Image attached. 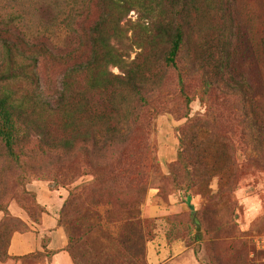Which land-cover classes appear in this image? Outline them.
I'll return each instance as SVG.
<instances>
[{"label": "rangeland", "instance_id": "rangeland-1", "mask_svg": "<svg viewBox=\"0 0 264 264\" xmlns=\"http://www.w3.org/2000/svg\"><path fill=\"white\" fill-rule=\"evenodd\" d=\"M74 1L0 0V29L11 22V31L20 36L23 32L30 44L47 41L58 46L55 53H67L76 41L71 40V32L78 28L73 20L77 10ZM153 1L165 8L169 0ZM263 8L264 0H241L234 13L236 23L252 21V26L258 27ZM128 20L137 22L138 15L132 12ZM141 22L128 34L125 53L129 61L141 52L137 42L148 41L160 19ZM209 27L218 28L219 22ZM251 29H246L242 42L244 56L252 51L257 56L259 39ZM3 52L0 45V65ZM258 55L264 59L262 48ZM193 66L198 69V65ZM110 71L120 74L114 67ZM259 71L264 83V67L259 66ZM49 73L50 78L39 68L36 94L42 105L55 106L64 71ZM187 74L184 79L192 100L190 107L180 97L178 71H166L161 87L150 93L152 98L138 111L139 120L128 144L109 152L105 159H96L106 169L100 183L91 169L92 157L80 152L63 161L60 155L29 159L25 166H14L6 179H0V264L8 262L10 239L18 230L12 222L19 220L14 207L33 205L29 187L36 182H45L58 192L67 204L68 215H73L66 214L63 219L77 237L84 238L70 250L79 264H87V259L97 263L100 251L105 257L101 262L109 258L112 264H147V244L143 249L140 242L137 252L132 243L133 236L150 239L153 224L142 215L154 190L188 199L184 221H176L181 229L177 237L194 251L200 264H264L255 249V239L264 235V131L249 138L245 114H239L236 99L227 96L225 87L214 89L204 103L199 76L192 70ZM38 147L36 141L30 145L31 149ZM106 182L114 191H100L96 204L94 197H89L98 184ZM103 194L107 198L99 200ZM82 196L84 203L77 202ZM193 213L200 231L193 223ZM63 227L69 238L67 227Z\"/></svg>", "mask_w": 264, "mask_h": 264}, {"label": "trees", "instance_id": "trees-1", "mask_svg": "<svg viewBox=\"0 0 264 264\" xmlns=\"http://www.w3.org/2000/svg\"><path fill=\"white\" fill-rule=\"evenodd\" d=\"M240 1L169 0L164 8L153 0H75L73 20L78 22V28L70 34L71 40L76 41L64 54L55 53L58 46L47 41L30 44L23 32L22 36L17 35L9 28L11 22L6 24V28L0 29L4 50L0 65V179H6L14 166H25L29 159L60 155L63 161L80 152L92 157L91 169L100 183L106 169L96 159H105L109 152L128 144L139 120L138 111L148 104L150 93L161 87L164 74L170 69L179 73L180 97L186 107H190L192 100L184 75L192 70L202 82V102H208L214 89L225 87L227 96L236 99L239 114H245L248 137L264 131V83L259 71V66L264 67V59L260 60L258 55V49L262 48L264 53V8L257 20L258 27H253L252 21L236 23L234 13ZM132 12L138 15L137 22L128 20ZM154 19H160L158 27L148 41L137 42L141 52L129 61L125 53L129 48L128 34L137 30L141 21ZM218 22V28L209 27ZM248 27L259 39L257 56L253 51L243 55L242 42ZM193 65H198V69ZM110 67L117 68L120 74L112 73ZM39 68L49 78L50 71H64L62 92L55 106L39 102ZM34 141L39 146L35 150L30 148ZM100 191L110 193L114 188L107 182L98 184L89 197H94L96 204ZM158 195L165 199L169 196L162 195L161 190ZM106 198L104 195L99 200ZM82 199L83 196L77 197L76 201L84 203ZM66 205L59 212V224L70 233V251L84 238L77 237L67 219H63L69 213ZM24 209L36 220L41 212L35 203L31 207L25 205ZM184 212L170 220L183 222ZM12 222L18 227L16 232L28 231L21 219ZM152 231L149 240L142 235L133 236L132 248L138 252L140 242L146 248L153 238ZM72 257L79 264L73 254ZM98 257L95 264H112L109 258L101 262V258L105 259L104 251L98 252ZM87 264L94 263L87 259Z\"/></svg>", "mask_w": 264, "mask_h": 264}, {"label": "crops", "instance_id": "crops-1", "mask_svg": "<svg viewBox=\"0 0 264 264\" xmlns=\"http://www.w3.org/2000/svg\"><path fill=\"white\" fill-rule=\"evenodd\" d=\"M29 191L41 212L36 220L26 209L14 207L15 216L28 226V231L13 234L6 264H75L68 251L66 230L59 224L63 206L60 194L45 182L30 185ZM187 200L177 194L165 199L158 190L148 195L142 215L153 221V238L147 243L148 264H200L194 251L177 237L181 229L176 221L170 220L186 210Z\"/></svg>", "mask_w": 264, "mask_h": 264}, {"label": "built area", "instance_id": "built-area-1", "mask_svg": "<svg viewBox=\"0 0 264 264\" xmlns=\"http://www.w3.org/2000/svg\"><path fill=\"white\" fill-rule=\"evenodd\" d=\"M255 249L258 254H261L264 263V235L255 239Z\"/></svg>", "mask_w": 264, "mask_h": 264}, {"label": "water", "instance_id": "water-1", "mask_svg": "<svg viewBox=\"0 0 264 264\" xmlns=\"http://www.w3.org/2000/svg\"><path fill=\"white\" fill-rule=\"evenodd\" d=\"M195 216H196V214L195 213H193V223L196 225V227H197V229L200 231V225L196 222V218H195Z\"/></svg>", "mask_w": 264, "mask_h": 264}]
</instances>
